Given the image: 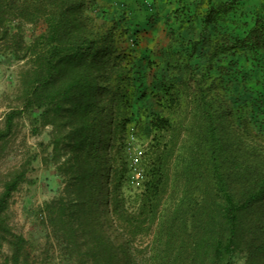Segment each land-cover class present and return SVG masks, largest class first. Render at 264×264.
Wrapping results in <instances>:
<instances>
[{
	"label": "trees",
	"instance_id": "1",
	"mask_svg": "<svg viewBox=\"0 0 264 264\" xmlns=\"http://www.w3.org/2000/svg\"><path fill=\"white\" fill-rule=\"evenodd\" d=\"M237 2L205 0L208 8L204 11L198 7L197 12L202 13L208 28L226 21ZM85 6L86 0H0L2 38L9 34L8 24L16 16L27 22L43 19L47 25L35 44L26 48L33 55L34 65L24 80L22 110L38 108L42 123L53 126L58 170L80 188L87 179L99 181L106 173L100 152L104 129L109 117L114 121L116 115L118 126L127 128L129 118L126 114L120 118V113L132 105L136 89L127 55L118 53L117 26L87 24L82 14ZM227 35L220 33L210 41L208 64L199 72L190 61L185 66L174 58L175 68L186 74L182 80L174 76L163 83L162 111L148 115L155 134L144 189L134 206H127L122 179L114 191H107L103 203L105 226L98 234V243L93 244L97 230L90 221V202L82 191L78 200L55 199L49 204L51 217L59 220L70 241L78 242L81 235H90L87 253L93 264L159 263L155 257L138 259L136 238L148 233L160 217L179 141L175 137L176 117L190 99L193 118L187 134L189 148L183 158L178 207L172 215L177 216L179 226L176 234L169 230L171 234L165 241L168 252L162 264H231L239 254L249 264H264V133L252 127V117H242L248 105H239L241 108L235 110L229 103L220 76L211 80L207 77L208 68L221 55L244 49L264 51V17L257 18L243 37L228 41ZM20 112L7 114L0 140L12 132ZM235 118L245 128H235L231 123ZM25 179L24 172L17 173L4 183L0 194V247L10 234L14 248L10 264H21L26 240L10 230L5 212ZM96 202L95 196L92 203ZM174 242H179L183 257L170 255Z\"/></svg>",
	"mask_w": 264,
	"mask_h": 264
},
{
	"label": "rangeland",
	"instance_id": "2",
	"mask_svg": "<svg viewBox=\"0 0 264 264\" xmlns=\"http://www.w3.org/2000/svg\"><path fill=\"white\" fill-rule=\"evenodd\" d=\"M198 7L205 11L208 5L205 0H86L82 14L87 24L117 26L118 53H126L136 89L132 105L120 113V118L124 114L129 118L127 128L123 130L118 126L116 115L114 121L109 117V124L104 129L100 152L104 157L103 166L107 168L106 175H102L99 181L87 179L82 189L58 170L59 161L54 156L52 144L56 133L53 126L42 123L38 108L22 110L24 80L34 65L33 55L26 48L34 45L37 37L46 31L45 21L27 22L25 18L16 16L8 24L6 38H2L4 34L0 31V129L5 127L9 112L21 110L15 117L12 132L0 140V194L7 180L19 172L25 173V181L13 193L5 212L10 230L26 240L21 264H93L87 253L91 247L90 235H81L78 242L70 241L69 233L59 220L51 217L49 204L55 199L78 200L82 191L90 202L87 204L91 212L90 221L97 230L93 244L98 243V234L105 226L103 203L107 191H114L122 179L127 206H134L144 189L155 134L148 115L162 111L163 83L174 76L182 80L186 74L175 68L174 58L185 66L190 61L199 72L208 64L210 41L220 33H228V41L243 37L257 18L264 17V0H238L226 21L206 28L202 13L197 12ZM13 35L15 40L12 41ZM214 76L223 79L225 97L234 109H240L242 104L248 105L246 116L242 117H252V127L264 133V51L256 53L244 49L221 55L208 68L207 77L211 80ZM189 101L176 117L175 137L179 141L162 197L160 217L148 233L136 238L140 260L155 257L158 264H162L163 256L168 252V248L165 249L168 234H176L179 226L177 216L172 215L178 207L184 179L183 158L188 152L186 148H189L187 134L193 118L192 100ZM231 123L237 129L238 126L245 128L237 118ZM133 174L139 175L138 183L130 180ZM95 196L97 202L92 203ZM110 213L112 216V211ZM7 236L0 247V264H10L9 258L14 252L12 236ZM117 241L119 243L120 239ZM170 255L174 258L184 256L179 242L170 247ZM231 264L249 263L239 254Z\"/></svg>",
	"mask_w": 264,
	"mask_h": 264
},
{
	"label": "built area",
	"instance_id": "3",
	"mask_svg": "<svg viewBox=\"0 0 264 264\" xmlns=\"http://www.w3.org/2000/svg\"><path fill=\"white\" fill-rule=\"evenodd\" d=\"M132 179V182H137L138 183V181H139V175H136V174H133L132 176H131V178H130V180Z\"/></svg>",
	"mask_w": 264,
	"mask_h": 264
}]
</instances>
